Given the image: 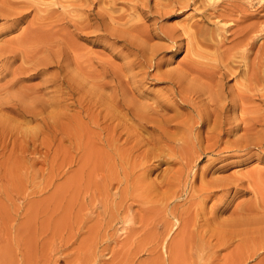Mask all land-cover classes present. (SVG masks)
<instances>
[{
    "label": "rangeland",
    "instance_id": "374dc122",
    "mask_svg": "<svg viewBox=\"0 0 264 264\" xmlns=\"http://www.w3.org/2000/svg\"><path fill=\"white\" fill-rule=\"evenodd\" d=\"M50 1L46 0V2ZM59 1L66 2V6L71 4L68 9L70 8L72 11L67 10V12L61 15L59 12L52 14V12L46 10L43 13L40 8L42 7L43 9L44 6L38 4L36 1L0 0V50L8 49L5 55L11 56L9 60H6V58L1 60L0 58L1 97L14 96L15 98H20L19 92L23 90L27 91L26 87L36 88L43 86L44 80L58 71L55 62L47 66L22 65L21 52L27 51V53H33L39 50L40 47L47 46L51 49L53 48V50L62 49V62L65 64L66 71L72 75L73 79L82 80V83L86 85V90L87 87H93L105 96L109 95L113 93L111 92L112 88L116 85V81L112 76L115 74L122 75L121 77H125L124 79L128 83V88L130 86V93L136 101L151 103L152 98L155 96L163 92H169L170 84L167 75L159 73L175 69L179 62H188L187 56L184 55L186 54L185 40L183 39L184 42L172 40L170 38L172 30H177L176 34L173 33L175 39L185 38L181 34L182 26L188 21H197L214 34L219 33L220 51H224V56H226V52L228 51L230 52L227 55L245 50V62L250 71L248 77L251 78L250 86L248 87H251V91L240 90L241 85H238L234 81L235 78L230 79L231 77H226L223 82L230 94L231 92H239L246 96L243 100L245 102L242 103L241 101L236 109H231L228 114L230 117L235 116L234 118H237L239 122H241V118H248L250 116L248 119H252L255 123V129L252 132V135L255 132L252 136L255 143L248 144L247 147H234L218 151L224 146L225 141H233V139L242 135L244 132L242 127L238 128L235 133L236 135L223 136L219 145H215L213 147L214 150L211 152L203 153L202 150L213 140L208 142L203 141L200 147L196 146L194 148L192 143L185 144L186 148L188 146L187 150L178 143L184 152L188 151L191 144L189 152L186 154L187 158L185 157L183 161L186 163L188 159L187 163L191 166L197 164L196 171H198V174L195 179H192L191 176L189 179H185L186 177L183 176L186 182L181 181L179 182L180 184L176 183V185L179 184L178 186L175 185V190L178 187L176 190L178 193H176L173 186L170 187V190L169 186L160 185L159 182L161 179L168 177L171 171L177 169L179 164L161 162L153 168L145 182L142 183V188L139 185L135 186L136 188L131 186L135 189H131V187L127 188L126 183H123L124 189L127 188V191L124 190L123 194L121 192V195H112V204L109 201V205H111L106 206V202L110 197L107 198L109 193L107 191L104 192L103 188H106L109 181L111 182V174L106 169V166H111L113 161L109 159L110 164L107 161V157V160L101 157L96 158V154L97 156L98 154L101 156L100 153H104V150L101 148L106 149L105 146L101 145L100 138L103 135L101 134V137L97 141V134H99L100 130L98 128L94 130V127L92 129V126L89 125V130L94 133L98 129L93 136L87 130L88 128L83 127V130H80L81 134H85L84 137L90 135L87 140L89 145L85 143L84 146L83 142H85V139L83 136L81 137L82 139H77L76 122L79 125L80 121L85 123L89 121L85 116V111H83L85 108L81 107V105H86L81 98L83 99L84 96L87 99L88 92L82 90L78 95L77 91L69 95L65 86L66 84L61 88L58 86L50 87L47 91H51L52 89L54 92L57 91L56 93H59V96L56 94V97L63 102V106L59 109L62 113L60 114L62 118L59 117L58 120L52 119L50 114L44 113L45 121H42V117L30 120L28 126L30 125L29 127L38 130L36 132L38 133L36 134L37 142H35L36 146L34 147H37V153L31 154V162L29 160L27 163H23L22 161L17 162L19 159L15 158L16 161L12 162V164H17L14 165L17 169L10 173L9 171H7L8 173L6 171L4 173L3 169H0V264H264V249H258L254 242H241L235 239L231 243L232 245L214 248L216 239H214V235L210 236L213 233L208 231L210 228H213L212 225L210 227L207 225L208 227H206V224L202 222L203 220L201 218L197 220L198 217L195 215L199 211L200 213L204 211L208 217H216L217 220L225 219L227 223H231L229 224L230 226L226 227L228 229L232 227L233 222H236L238 218L242 219L249 213L251 215L252 209L253 214L264 212V86L261 79L262 76L264 77V0H215L214 2L213 0H205L207 3L204 0H141L142 2L140 0H116L115 3L110 2L111 4L108 3L107 5L98 3L99 6L92 4L90 0ZM10 2L13 4L11 5ZM14 2H16L15 5ZM129 3L138 5L137 10L130 9ZM77 4L85 13L88 9L91 10V13L95 14L97 12L101 14L102 12V14L105 13L106 17L110 18L112 16L113 20L119 23L118 16L123 15L124 20L120 19L121 23L127 22L129 25L132 24L130 31L132 30L133 34L137 33L139 36L141 33L143 35L149 34V38L145 39V36L141 35L142 38L140 37L137 41L139 40L146 48L150 46L154 48L156 57L158 59L161 58L160 71H157L154 67H148L149 62L145 61L149 57L148 53L142 56L139 52L130 50L129 45L127 46V38H125L124 34L115 32L116 30L112 31L110 29L113 35H116L115 37L110 30L97 29L95 27H85L77 30ZM96 6L98 7L96 8ZM113 7L115 10L112 9ZM54 8L58 7L54 6ZM69 11L70 15H75V13L76 15L71 17ZM120 13L122 14L119 15ZM45 14L50 19H47ZM41 16L42 19H40ZM35 29H38V34L34 33ZM46 39L60 40V44L59 42L51 43L50 40L47 42L49 43L47 45ZM57 44L59 45L57 46ZM202 46L200 47L202 52L206 53H204L203 62H206L205 64L207 65L213 64L215 62L213 59L218 58L216 55H213L214 48ZM13 56H15L14 59L12 58ZM185 56L186 59H183ZM144 57L145 59L143 60ZM140 62L142 63L141 67L139 66ZM144 62L146 63L143 64ZM252 76L256 77H253V81ZM91 79L94 81L93 83H91ZM240 79H242V82H245V77H240ZM95 80L98 83L99 80L101 81L99 83L100 86ZM10 81L12 82L11 84ZM65 81L68 84L71 82ZM102 88H104V92ZM109 91L110 93L108 94ZM38 94L44 99L51 98V94H45L43 90L38 91ZM174 106L180 114L182 113L181 116L177 117V120H183L190 116L189 108L181 104H175ZM165 111L169 115L174 114L173 109H166ZM77 116L79 117L78 121ZM60 119H62L60 121L61 126L58 124ZM53 121H55L57 126H55ZM53 126L59 129V131L57 130L59 133L53 129ZM79 126L82 127V125ZM205 128L206 126L203 125L202 127L195 128L193 132L199 131L198 129L203 132ZM170 129L174 132L177 128L173 125L170 126ZM34 134L33 132V136ZM41 140L42 142H40ZM94 144H96L95 147ZM81 146L83 147L81 148ZM86 146L90 148V152ZM98 150L101 151L99 152ZM41 151L44 152L42 153ZM89 153L92 154L90 155ZM38 154L41 155L39 156ZM83 154L87 155V157ZM92 155H94V160L98 159L96 163L93 162ZM100 158L101 161H99ZM102 159L104 164H107H105L106 166L103 164ZM211 159L214 161L209 165L210 168L205 173L207 180L216 176L218 178L227 177L237 171H239L237 174L248 173L250 175L249 177L248 175H246L247 177L240 175V178L243 177L242 180L244 182L240 185L241 190L235 196L231 195L232 197L228 198L224 203L225 205H222L215 212V215L209 212L214 207L212 206V202L215 203L214 197L206 200L205 205H203L204 209L194 208L195 205L190 203L191 194L199 188L197 186H200V168L207 166L212 161ZM22 165L25 166L22 168ZM97 165L99 166L97 167ZM217 165H222L224 168L215 171L214 168ZM237 165L240 167H236ZM27 166L28 168H26ZM20 167L21 170L19 169ZM105 169L108 173H104L106 172ZM97 170L98 172L100 171V174L96 173ZM101 170L103 173H101ZM106 174H108L110 179ZM101 179L104 181L102 182ZM94 180H96L93 183V187L96 185L95 188L91 184ZM90 181L91 183H88ZM148 181L154 185L159 181L157 183L158 186H156L157 184L153 185L154 189L158 187L155 193L150 191L151 194L145 187L148 186L146 185V183H149ZM101 182H106V186L101 188V185L104 186ZM130 189L132 190L131 194L129 192L131 191ZM113 191L114 189L111 190V192ZM133 191L136 192L133 194ZM158 191L161 196L158 195L157 197L156 192ZM174 191L175 194L173 193ZM102 193L104 194L102 195ZM145 194L149 195L146 196ZM139 195H142V199H140ZM105 197L107 198L106 200ZM142 200L145 201L142 202ZM182 208L184 211L187 210L186 214L183 213ZM181 215H184V221H181ZM233 217H236V221ZM192 220L193 223L191 222L190 225L189 221ZM181 222L183 223L182 225L185 223L184 226L188 225L184 227L181 225ZM197 223H201L200 226L203 223L201 227L205 228L197 231L193 226L196 225L198 229L200 226ZM166 229L167 231L164 232ZM178 232L180 234H177ZM197 232H200V234H197ZM254 237H257V235Z\"/></svg>",
    "mask_w": 264,
    "mask_h": 264
},
{
    "label": "bare ground",
    "instance_id": "6f19581e",
    "mask_svg": "<svg viewBox=\"0 0 264 264\" xmlns=\"http://www.w3.org/2000/svg\"><path fill=\"white\" fill-rule=\"evenodd\" d=\"M31 1H36L38 4L44 6L43 9H42V7L40 8V10L43 11V13H45V10H46V11L52 12V14L59 12V14L61 15L62 13L67 12V10L72 11V9H70V8L68 9V7H70L71 4L66 6V2L63 3V1H59V0H51L50 2H46V0H31ZM85 1H87V0H85ZM115 1L116 0H90V2L92 4H97V5H98V3L107 5L110 2L115 3ZM214 1L215 0H213V2ZM140 2H142V1L140 0ZM204 2L207 3V1H205V0H204ZM15 3L16 2H14V5H15ZM10 4H11V2H10ZM73 4H75V3H73ZM78 4H79V2H78ZM208 4H210V3H208ZM82 5H83V3H82ZM82 5H80V6H82ZM54 6L58 7L59 9L54 8ZM98 6H96V8ZM100 6H102V5H100ZM128 6L130 9H134L136 11L138 5L136 6L134 3H129ZM74 8H76V7L74 6ZM138 8L140 9V7H138ZM112 9H114V7ZM86 10H87V8H86ZM109 11H110V9H109ZM104 12H105V10H104ZM115 12H117V11H115ZM115 12H114V14H115ZM110 13H111V11H110ZM122 13H120L119 15H121ZM136 13H138V12H136ZM70 14L71 13L69 11V15ZM75 15H76V13H75ZM75 15H70V16L73 17ZM46 16L48 19L49 18L48 15H46ZM76 16H77V22H76L77 30L85 28V27H95L97 29H104V30H108V31L110 29H112V31L116 30L115 32H118L120 34H124L125 38H127L128 42L126 41V39H125V41L127 42V46L129 45L128 46L129 49L131 48L130 50H133L135 52H139L140 54H142V56H143V54L148 53L149 57L147 55H145L146 57H148L145 60L146 62H149L148 67H154V68H156L157 71H160L159 69H160L161 58L158 59L156 57V52H155L153 47H151L149 45L150 47L146 48L145 45H142V43L139 40L137 41V39H140V37L142 38L141 35H143V34L141 33L140 36L137 35V33L133 34L131 32L132 30L130 31V29H132V24L129 25L127 22L121 23L120 19L124 18L123 15L118 16L119 20L118 19L117 20L120 21V23H119V22L114 21L113 20L114 18L112 16H110V18L106 17L105 13L102 14V12H101V14H99L98 12L95 14V13H91V10L88 9L87 12L85 13L84 10L81 7H79V5H78ZM135 18H137V17H135ZM40 19H42V16L40 17ZM131 20H128V21H131ZM30 25H31V23H30ZM179 25H182V24H179ZM181 29H182L181 34L184 35L185 38L175 39L173 37V36H175V35H173V33L176 34L177 30H172V32H171L172 37L170 35V38L172 40H181V42H184L183 39L185 40L184 45H186V52H185L186 54H184V55L187 56L188 62L187 63L186 62L185 63L179 62L175 69L164 71V73L158 72L159 74H166L167 75V77L169 79L168 82L170 84L169 92L168 91L163 92L160 95L155 96L154 98H152L151 103H146V102L141 103L138 100L136 101V99H134L132 97V94L130 93L131 92V90L129 89L130 86L128 88V86H127L128 83L125 82V79H124L125 77L124 78L121 77L122 75L119 76V75L113 74L114 76H112V78L116 81L115 82L116 85L114 88H112L111 92H113V93L109 94L110 91L108 92L109 95L105 96L100 91L95 90L93 87H87V90H86V85H84L82 83V80H78V79L76 80L75 78L73 79L72 75H70L66 71L65 64H63V62H62V58H63L62 49L53 50V48L51 49L50 47L44 46V47H40L39 50H37L33 53L32 52L27 53V51L21 52L20 57L22 59V65L23 66H25V65L26 66H32V65L47 66V65L51 64L52 62H55L56 63L55 66L58 68V71L56 73H54L53 75H51L50 77L46 78L43 82L44 83L43 86H39L36 88H27L26 87L27 91L23 90L24 92L23 91L19 92V94L21 96L20 98L19 97L15 98L14 96H7V97L3 98L0 96V161H1L0 162V169H3L4 173H5V171L6 172L9 171V173H10L13 170L17 169V167L14 166L17 164H15V163L12 164V162H15L17 158L19 159L17 162L22 161L23 163H27L29 160L31 162V157H30L31 154L33 155V153H37L36 152L37 147L36 148H34V147L36 146L35 142H37V140H36L37 135L36 134H38V133H36V132L38 130L29 127L30 125L28 126V123L30 120L40 119V117H42V121H45L46 118H44V116H43L44 113L50 114V117H52V119L54 118V119L58 120L59 117L62 118V115H60L62 113L59 109L63 106V104H62L63 102H61L62 100L60 101V99L56 97V94L58 95L59 93H56L57 91L56 92L52 91L53 89L51 90L52 92L47 91V90L53 86H55V87L58 86L59 88H61L65 84H66L65 86L67 88V91L69 92V95H71L73 92H76V91H77V95H78L79 93H81L82 90L88 92L87 99L84 98V96H83V99L81 98V100H83V102L86 103V105H84V106L81 105V107L83 109L85 108L83 111H85V116L87 119H89V121H87L86 123L80 121L79 125H82V127L78 125V122H76L77 123V128H76L77 139H80L82 136L84 137L85 134H81V132H80V130H83V127L88 128V126L91 125L92 129L94 127V130H96V128H98L101 132L99 131V134H97V136H98L97 141L101 137V134H102L103 136H102V138H100L101 139V145L105 146L107 151H106V149L101 148L104 150V153L106 152L105 153L106 155L101 152L100 153L101 156H99V154L97 156V154H96V158L101 157L103 159H106V157H107L108 160L107 159L106 160L108 162H109V159H112V161H113L111 166H106L107 164L105 163L106 164L105 165L104 161L102 159L103 164L106 166V169H108V171L111 174L110 175L111 176V182H113V183H111L109 181L108 182L109 184L107 183L108 185L106 186V182L102 183L104 181L103 180L104 178L101 179L102 180L101 183L104 184V186L101 185V188L106 186V188H103V191L104 192L107 191L109 193V196L108 197L106 196L107 198L110 197V199H108L106 202L107 203L106 206H110L112 204L111 202L113 199H111V198H113V196L121 195V192L123 194L124 190L127 191L126 190L127 188H130L131 186L135 187L138 185L141 187L142 183L145 182V180L147 179L149 174L152 172L153 168L158 166L161 162L177 163V164H179V167L177 169L171 171L169 173L168 177L161 179L160 182L158 181L160 183V185H162V184L167 185V186H169V189H170V187L173 186V189L175 190L176 183H179L181 181L186 182L185 179H187V178L189 179L190 176L192 177V179H195L196 175L198 174V171H196V165L197 164L191 166L189 163H187L188 159H187L186 163L189 165H187L183 161L185 157L187 158L186 154H187V152H189L190 145H191V144L189 145L188 151L184 152L183 150H181V147L184 148L185 144L188 145V143H192V146L194 148L196 146L200 147L203 141L208 142L210 140H213L206 147H204V150H202L203 153L208 152V151L211 152L214 150L213 147H215V145H219L223 136H225V135H236L235 133L239 127H242V129L244 130L243 134L236 137L235 139H233V141H228V140L225 141L224 146L222 148H220L218 151H222L223 149H231L234 147H236V148H240L242 146L247 147L248 144L255 143V141L252 137L255 133L254 132L252 135V132L255 129V123L252 119H248L250 116L248 118L247 117L246 118L238 117V118H241L240 119L241 122H239L237 120V118H234L235 116L230 117L228 114V112L231 109H236L237 105L240 104L241 101H242V103H244L245 101H243V100L246 98V96L243 94H240L239 92H236V93L231 92V94H230L229 90L226 89L225 83L223 82V80L226 77H231L230 79L235 78L234 81H236L238 85H241L240 90L251 91V87H248V86H250L249 84L251 82V80H250L251 78L248 77L250 71H249V67H248L247 63L245 62V50H243L242 52H237L236 54L227 55V54H229L228 52H230V51H228V52H226V56H224V54H223L224 51L223 50L220 51L219 33L215 32L216 34H214L211 30H209L206 27H203L197 21H188L182 26ZM134 30H135V28H134ZM37 31H38V29H35L34 33H37ZM95 31H97V30L95 29ZM108 31H106V32H108ZM112 31H111V33H112ZM43 34H45V33L43 32ZM110 34H109V37H110ZM112 35H113V33H112ZM120 36H118V37H120ZM143 36H145V39L149 38V34H147V35L144 34ZM50 40L51 39H49V40L46 39V43ZM59 41L57 39L56 40L52 39L50 42L51 43L52 42L57 43ZM145 41H147V40H145ZM48 44L49 43H47V45ZM59 44H60V42H59ZM59 44H57V46ZM202 45L210 46V47L214 48L215 51H214L213 55H216L218 58L213 59V56H212V59L215 60V62L213 64L207 65V64H205L206 62H203L202 59L204 57L205 52L203 53L201 48H200ZM202 47H204V46H202ZM7 50L8 49H1L0 50L1 60H3V58H6V60H9V58L11 57L10 55H5L8 52ZM212 51H213V49H212ZM19 53H20V50H19ZM15 55H17V54H15ZM186 56L183 59H186ZM209 56H211V55H209ZM14 57L15 56H13L12 58L14 59ZM144 59H145V57L143 58V60ZM138 60H139V58H138ZM209 60H211V59H209ZM146 62H144L143 64H145ZM139 66L140 67L142 66L141 62L139 64ZM15 72H17V71H15ZM240 77H245V80H244L245 82H242L243 78L240 79ZM253 77H255V76H252V81H253ZM261 79L263 81V86H264V77L262 76ZM65 80L71 81V82L68 84V82L65 83L66 82ZM85 80H86V78H85ZM93 82L94 81H92V79H91V83H93ZM95 82H96V80H95ZM100 82L101 81L99 80V83ZM11 83L12 82L10 81V84ZM91 83H90V85H91ZM96 83H98V82H96ZM129 83H130V81H129ZM88 84H89V82H88ZM102 85H103V83H102ZM130 85H132V84H130ZM99 86H100V84H99ZM111 86H110V89H111ZM235 86H237V85L235 84ZM104 88H102V91L104 90ZM106 88H107V86H106ZM42 90L44 91L45 94H51V98H49V99L42 98V96L40 94H38V91H42ZM247 93H248V91H247ZM86 95H87V93H86ZM79 99H80V96H79ZM179 100H181V102H183V103L179 102ZM175 104H181L182 106L189 108L190 116L186 117L183 120H177V117L181 116L182 113L180 114V112H178V110L174 106ZM241 105H243V104H241ZM77 107H78V105H77ZM166 109H173L174 114L169 115L165 111ZM241 111H242V109H241ZM242 117H244V116H242ZM48 118H49V116H48ZM57 120H55V121H57ZM78 120H79V117H78L77 121ZM83 120H84V118H83ZM55 121H53V122L55 123ZM60 121H62V119H60L58 121V124L61 126ZM263 124H264V122H263ZM50 125H51V122H50ZM59 125H58V128L60 129ZM173 125L175 126V128H177L174 132L170 129V126H173ZM203 125L206 126V128L203 132H201L200 129H198L199 131H197V132L194 131L195 133L193 132V130L195 128L202 127ZM45 126H47V125H45ZM55 126H57L56 123H55ZM51 128H52V126H51ZM53 129H55L56 131L57 130L59 131V129L54 128V126H53ZM89 129L90 128H88L87 130H89ZM98 129H97V131H98ZM89 131H90L92 136H93V134H95L97 132V131H95V133H94L91 130H89ZM33 132L35 133L34 136H33ZM55 132H54V135H55ZM40 133H41V131H40ZM256 134H255V136H256ZM97 136H94V137H97ZM50 137H51V135H50ZM89 137H90V135H87L84 137L85 142H83L84 139L81 140L83 142L84 146H85V143H87V145H89V143L87 142ZM91 138H93V137H91ZM91 138H90V141H91ZM78 141H77V145H78ZM93 141H95V140H93ZM40 142H42V140ZM178 143L181 147L178 145ZM256 143H259V142H256ZM95 145L96 144H94V147H95ZM43 146H44V144H43ZM82 147L83 146H81V148ZM86 147H88V146H86ZM187 148H188V146H187ZM187 148H186V150H187ZM89 149L90 148L88 147V151H89ZM92 149H93V147H92ZM191 150H192V148H191ZM93 151H95V150H93ZM87 152H86V154H87ZM97 152H95V153H97ZM89 154L91 155L92 153H89ZM89 154H88V156H90ZM83 155L85 156V154H83ZM92 156H93V159H92L93 162L96 163V161L98 159L94 160V155H92ZM198 156H200V154H198ZM198 156H197V158H198ZM85 157H87V155ZM101 158L99 161H101ZM87 159H86V161H87ZM6 161L8 164L6 163ZM117 161H118V164H117ZM213 161L214 160L209 162L208 165L205 166L204 168H202L200 166L201 167L200 172H199L200 186H197L199 188L194 190V192L191 194L190 203L192 205L193 204L195 205L194 208L197 207V209H199V208L204 209L203 205H205L206 200L207 199L210 200L212 197H214L215 203L212 202L213 205L211 204L214 207L212 209H210L211 208L210 207L209 209L211 211H209V210L208 211L215 215V212L218 209H220V207L222 205H225L224 203L228 200V198L231 195L235 196L236 193L241 190L240 185L242 183H244L242 178L245 177L246 175H248V177H249L250 175L248 173L247 174L246 173L245 174H242V173L237 174L239 172V171H237L236 173L228 175L227 177H221V178H218L217 176L213 177V178L209 177L210 179L207 180V178H205L206 177L205 173L207 172L208 168H210L209 165L212 164ZM98 164H99V162H98ZM102 165H101V167H102ZM185 165H187V166H185ZM222 165H217L214 168V170L215 171L222 170L224 168L223 167L224 165L223 166ZM23 166H25V165H22L21 167L23 168ZM28 166L26 168H28ZM98 166L99 165H97V167ZM21 167L19 168L20 170H21ZM236 167H240V166L237 165ZM194 168H195V170H194ZM88 169H90V168H88ZM98 170H99V168H98ZM98 170L96 173L100 172V171L98 172ZM1 173H2V171H1ZM94 173H95V170H94ZM101 173H103V171ZM104 173H108L107 170ZM106 175L109 178L108 174H106ZM166 175H168V174H166ZM240 175L243 177L240 178L241 177ZM93 176H91V177H93ZM99 176H102V175H99ZM183 176L186 178L183 179ZM93 179H94V177H93ZM95 182H96V180H94V182H92V183H91V181L88 183H91L92 187H93V185H94L93 183H95ZM123 183H126L125 184L127 187L126 189H124ZM157 183H155V185ZM122 184H123V188H122ZM146 185H148L145 187L147 188V190L149 192L152 191V193H155V191L158 190V187H157V189L155 188L156 189L155 190L154 189L155 185L150 183V182L148 184L146 183ZM178 185H176V186H178ZM88 186H89V184H88ZM156 186H158V184ZM181 186L184 187L183 185H181ZM181 186H180V188H182ZM95 187H96V185L93 188H95ZM134 187L133 188L131 187V189L136 188V187L135 188ZM87 188H86V190H88ZM98 188H100V187H98ZM113 189H114V191L111 192V190H113ZM173 189H172V191H173ZM177 189H178V187L176 188V190ZM89 191H90V188H89ZM159 191L156 192L157 197H158V195H160ZM175 191L173 192L174 194H175ZM179 191H180V189H179ZM183 191L185 192V190H183ZM118 192H119V194H118ZM129 192L131 194L132 190ZM135 192L136 191H133V194ZM163 192H164V190H163ZM166 193H167V191H166ZM176 193H178V192L176 191ZM103 194L104 193H102V195ZM147 195H149V194H147ZM122 196H121V199H122ZM139 196L141 197L142 195H139ZM106 197H105V200L107 199ZM175 197H177V196H175ZM123 198H125V197H123ZM136 199H138V198H136ZM140 199H142V197ZM109 201L111 203L110 205H109ZM144 201L142 200V202H144ZM94 203H95V201H94ZM94 203H93V205H94ZM250 209H251V207H250ZM250 209L248 208L249 211H250ZM183 211H184V209H183ZM188 211H190V210H188ZM252 212H253V209H252ZM252 212H251V215H250V213L248 215H246L244 213L246 216H244L242 219L238 218L239 221H238V219L236 221V217H233L236 222L232 221L234 224H232V227H229L228 229L226 227L230 226L229 224H231V223H227L225 221V219L224 220H217L216 217H214V218H212V216L208 217L204 211L201 213L199 211V213H196L195 215L198 217L197 220L199 218H201L203 220L202 222H204L206 224L205 225L206 227H208L207 225H209V227L212 225L213 228H210V230H208V231H210V233H213V234H210V233L209 234H210V236L214 235V239H216V243L213 240L215 243V247L213 246L214 248L220 247V246L223 247V246H227V245H232L231 243L235 239H237V240H240L241 242H244V241L254 242V243H256V246L258 247V249L263 250L264 249V236H263V234H264V212H258V213H254V214ZM254 212H255V210H254ZM183 213L186 214L187 210L184 211ZM183 216L181 218V221L183 220ZM112 217H113V215H112ZM185 218H186V216H185ZM188 218L189 217L187 216V219ZM189 222L191 225V222L193 223V220L189 221ZM182 224L183 223L181 222V225ZM197 224H199V223H197ZM200 224H199V226H200ZM184 225H185V223H184ZM184 225H182V226H184ZM186 226H184V227H186ZM193 226L197 231L205 228V227H203V228L201 227V226H203V223L200 227L197 226L198 229L196 228V225H193ZM191 229H193V228H191ZM166 231H167V229L164 232H166ZM181 233H182V231H181ZM183 233H185V232H183ZM198 233L200 234V232H197V234ZM167 234H168V232H167ZM177 234H180V232H178ZM204 235H205V232H204ZM253 235L254 236L257 235V237H254ZM209 238H211V237H209ZM163 239H165V238H163ZM176 242H174V243H176ZM166 247L168 248V246H166ZM251 252H253V251H251ZM256 252H257V250H256Z\"/></svg>",
    "mask_w": 264,
    "mask_h": 264
}]
</instances>
